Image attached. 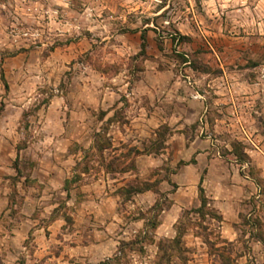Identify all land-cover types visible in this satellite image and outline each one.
Segmentation results:
<instances>
[{"label":"rangeland","instance_id":"obj_1","mask_svg":"<svg viewBox=\"0 0 264 264\" xmlns=\"http://www.w3.org/2000/svg\"><path fill=\"white\" fill-rule=\"evenodd\" d=\"M108 259L264 264V0H0V264Z\"/></svg>","mask_w":264,"mask_h":264},{"label":"trees","instance_id":"obj_2","mask_svg":"<svg viewBox=\"0 0 264 264\" xmlns=\"http://www.w3.org/2000/svg\"><path fill=\"white\" fill-rule=\"evenodd\" d=\"M140 40H141V44H140L139 55L142 57H145L146 49H147V46H146L147 40H146V33L145 32L141 33ZM172 40L174 42L177 41L176 37H173V36H172ZM156 44H157L158 49L161 51L162 50V42L158 38H157ZM178 56H180V58L184 64L187 62L184 59V55L180 54ZM159 130L160 131L156 132L157 138H161L163 135H166L169 132L168 131L169 129L167 126L160 127ZM161 130H162V132H161ZM98 136L99 135L96 134V137H98ZM154 146H155V150L160 152L164 148L163 147L164 143H159V144L154 145ZM110 148H111V143L109 141L105 142L104 145H97L96 144V146H95V149L98 152H102L103 150H108ZM232 149H233L234 155L237 157L238 161L243 162V161H241L242 160V158H241L242 152H241L240 147L238 145H232ZM129 152L136 155V156L137 155L151 154V152H149V150H147L145 147H144V150L142 152H140L134 148L130 149ZM193 163H194V161H192V164ZM110 166H111V163H109L107 165L108 170H109ZM14 169L16 170V172H18L17 168H14ZM130 170L131 169L124 168V169H121L120 173L125 174V173H128ZM14 181L17 182L16 179H14ZM202 183H203V178H200L198 185H197L199 206L197 208L193 209L192 212H194L195 214H197L198 216H200L202 218H204L205 216H209L211 219H216V220L220 221L221 217L213 214V211H212L213 209L210 205V200L205 195V191H204V188L202 186ZM154 184H152V183H145L142 185L141 184H139V185L128 184V185H126V187L124 189H121V191H122L123 196H125V198H127V200H130L135 195L144 194L146 192H152L154 195H158L159 190L157 188L156 189L154 188ZM160 184H161V182L158 183V185H160ZM172 187H173V189H175L174 185H172ZM154 207H155V205L152 208H154ZM156 227L157 226L155 225V223H153L152 229H155ZM180 237H181V234L178 233L177 237L172 240L171 244L178 247V245L180 243ZM110 262H111V260L108 259V260L101 262L99 264H109Z\"/></svg>","mask_w":264,"mask_h":264},{"label":"crops","instance_id":"obj_3","mask_svg":"<svg viewBox=\"0 0 264 264\" xmlns=\"http://www.w3.org/2000/svg\"><path fill=\"white\" fill-rule=\"evenodd\" d=\"M146 33H148V32H146ZM146 40H147V43L149 44V46H150V49H151V54H152V56H153V59L152 60H150V61H146V63H150V64H154V65H157V62L156 61H154V60H157V58L161 55V51L158 49V47H156L155 46V44L153 43V42H149V37L146 35ZM146 51H147V49H146ZM165 73H169L168 71H160V70H156L155 68H153L152 69V72H151V74L154 76V77H157V76H159L160 74L161 75H163V74H165ZM148 74V72H146V71H144V72H142V76L143 77H141L140 79H139V81L137 82V84H136V86H140V85H143V86H145L146 84H148V78H149V75H147ZM151 98H152V100L153 101H155V98L154 97H149V99L148 100H151ZM193 100H195V99H193ZM140 110H144V108H141ZM159 113H160V111H159V108L158 107H156L151 113H150V116L151 115H159ZM195 141H193L192 143H194ZM191 144V143H190ZM196 160V159H195ZM147 193V192H146ZM145 194V193H144ZM140 195V194H139ZM30 220L29 219H25L24 221H22V222H20V224H18V226H17V228H18V230H24V228L26 227V222H29ZM15 238H9V240L10 241H13ZM6 242H8V241H6ZM37 249L35 250V252H34V256H38V257H41L42 256V249H40L41 248V245L39 244V243H37Z\"/></svg>","mask_w":264,"mask_h":264},{"label":"built area","instance_id":"obj_4","mask_svg":"<svg viewBox=\"0 0 264 264\" xmlns=\"http://www.w3.org/2000/svg\"><path fill=\"white\" fill-rule=\"evenodd\" d=\"M191 98L197 100V99H199L200 97H199L198 95H195V96H192Z\"/></svg>","mask_w":264,"mask_h":264}]
</instances>
